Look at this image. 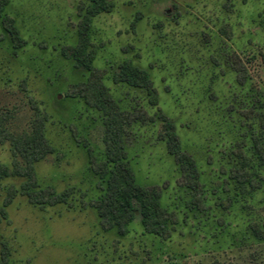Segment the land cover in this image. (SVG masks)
<instances>
[{
	"label": "rangeland",
	"instance_id": "374dc122",
	"mask_svg": "<svg viewBox=\"0 0 264 264\" xmlns=\"http://www.w3.org/2000/svg\"><path fill=\"white\" fill-rule=\"evenodd\" d=\"M109 1L113 11L93 23L95 67L106 71L105 84L124 111L147 116L125 127L126 153L137 184L161 188L162 207L176 217L172 238L145 233L139 217L126 237L105 232L95 210L79 203L80 191L91 200L105 186L89 171L90 150L105 159L104 115L67 96L88 74L61 54L76 43L85 0H10L7 13L27 45L14 54L0 23V117L20 134L38 110L47 114L56 152L36 165L39 183L78 191L73 207L42 209L16 197L9 222L0 224V251L2 242L10 245L12 264H264V240L251 230L253 223L264 227V180L248 192L230 179L235 166L264 178L255 154L256 143L264 146V0ZM124 61L149 72L157 106L145 90L115 83ZM159 110L196 161L207 210L183 186L161 137ZM14 160L11 144H0V163ZM22 181L0 183V206Z\"/></svg>",
	"mask_w": 264,
	"mask_h": 264
},
{
	"label": "trees",
	"instance_id": "16d2710c",
	"mask_svg": "<svg viewBox=\"0 0 264 264\" xmlns=\"http://www.w3.org/2000/svg\"><path fill=\"white\" fill-rule=\"evenodd\" d=\"M10 0H0V23L12 44L14 54L23 49L27 42L23 38L16 21L7 13ZM114 9L109 0H85L81 8V20L78 25L76 43L62 46L61 54L72 62L75 69L88 74L87 79L73 84L67 96L80 99L88 107L96 109L104 115L105 125V159L98 160L89 151V171L105 186H101V194L87 200L86 192H79V203L82 207H91L97 213L100 225L105 232L115 231L120 237H126L129 226L137 217L140 218L147 234L159 237L164 241L172 238L176 224L175 215L162 207V190L160 187H143L137 184L135 173L128 161L125 144V127L138 121L147 120L143 111H124L113 98L105 84L106 71L95 67L98 49L93 43V23L102 13H110ZM115 83L143 89L147 92L153 106L159 104L154 83L148 71L135 65L132 61L122 62L114 77ZM157 118L163 123L162 139L167 149L179 164L182 171L183 186L194 192L193 204L201 210H207L206 196L200 181L196 161L182 150L174 123L161 111ZM6 117H0V144L9 142L15 160L11 166L0 163V183L10 179H22L19 188L10 186L3 205L0 206V224L9 222L8 208L16 197H26L28 202L42 209L67 205L73 207L77 191L68 188L57 191L52 186L42 187L39 183L36 165L53 155L56 150L47 138V114L38 110L37 116L29 131L16 134L6 125ZM151 119V118H150ZM156 119L152 118V121ZM264 131V117L261 119ZM255 154L264 166V146L256 143ZM230 179L237 182L239 189L254 192L263 186L264 178L252 173L245 166H235L230 170ZM233 199L222 201L228 208ZM255 239L264 240V227L251 224ZM0 264H12V251L7 242L1 243Z\"/></svg>",
	"mask_w": 264,
	"mask_h": 264
}]
</instances>
